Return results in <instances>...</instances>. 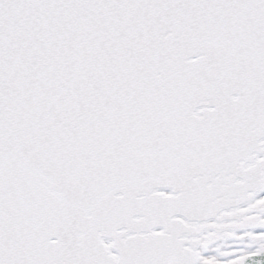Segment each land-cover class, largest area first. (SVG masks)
<instances>
[{
  "label": "snow or ice",
  "instance_id": "1",
  "mask_svg": "<svg viewBox=\"0 0 264 264\" xmlns=\"http://www.w3.org/2000/svg\"><path fill=\"white\" fill-rule=\"evenodd\" d=\"M0 264H264V0H0Z\"/></svg>",
  "mask_w": 264,
  "mask_h": 264
}]
</instances>
